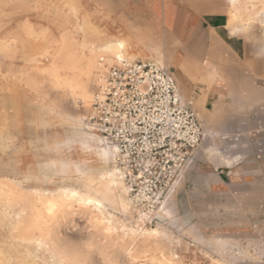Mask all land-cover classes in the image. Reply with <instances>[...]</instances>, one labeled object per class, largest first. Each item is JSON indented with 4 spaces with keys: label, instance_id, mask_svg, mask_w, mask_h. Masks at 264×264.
<instances>
[{
    "label": "rangeland",
    "instance_id": "rangeland-1",
    "mask_svg": "<svg viewBox=\"0 0 264 264\" xmlns=\"http://www.w3.org/2000/svg\"><path fill=\"white\" fill-rule=\"evenodd\" d=\"M135 2L21 0L17 15L9 14L11 6L6 10L10 16L3 18L0 39L18 36L22 44L19 55L0 57V109L4 113L3 121L0 118V182L19 188L30 201L36 199L33 190H84L85 178H96L95 171L110 167L80 164V172L63 167L62 162L72 158L79 162L80 137L93 133L83 125L75 128L63 115L62 110H71L69 104L53 107L47 88H33L30 75L36 74L39 83L44 81L41 72L50 63L43 54H53L63 35L71 33L69 43L80 56L81 45L96 40L93 32L103 43L122 39L116 20L130 18ZM185 2L189 5L186 16L193 21L188 25L190 37L183 46L169 41L163 56L154 53L145 60L177 75L184 100L203 126V141L153 207H137L127 192L122 200L129 201V210L119 206L109 212L118 225L163 233L158 239L161 251L150 248L149 257L160 258L162 252L178 264H264V5L254 1L251 23L233 29L229 0ZM85 20L91 29L79 30ZM127 52L128 61H137L128 46ZM34 57L38 62H30ZM177 65L211 69L215 78L191 81L177 71ZM4 81L6 94L1 90ZM97 88L93 86L92 93ZM82 107L79 104L81 118H88L90 113ZM93 144L101 147L96 140ZM16 210L0 203V264H56L45 249L17 240ZM86 227L79 215L62 223L57 234L62 249L81 260L89 258L91 264H102L100 255L89 252ZM107 251V257L115 256L123 264L124 256L116 254L115 248Z\"/></svg>",
    "mask_w": 264,
    "mask_h": 264
},
{
    "label": "bare ground",
    "instance_id": "bare-ground-1",
    "mask_svg": "<svg viewBox=\"0 0 264 264\" xmlns=\"http://www.w3.org/2000/svg\"><path fill=\"white\" fill-rule=\"evenodd\" d=\"M254 1L264 5V0H229L230 24L233 29L237 28V24L244 27L251 23L255 9ZM20 4L21 0H0V30L5 24L3 18L17 15ZM9 6L13 9L10 15L6 11ZM243 15L246 17H242ZM88 28L91 29L86 20L83 25H78L79 30ZM92 35L96 40L88 46L86 42L81 45L82 56L69 43L71 33L63 35L60 45L53 54L48 51L43 54L50 63L49 67L41 72L44 81L39 83L36 74H31L29 77L33 88H47L45 93L50 95L53 107L61 109L64 102L69 104L71 110H62L63 115L70 119L77 129L82 125L88 129L87 118L82 119L79 114V104L83 105L85 113H90L93 86L100 85L101 78L113 63L128 61L127 55L131 57L127 52V39L116 38L114 41L108 40L103 43L97 32H93ZM21 44L22 39L18 36L9 40L0 39V57L6 59L19 55ZM86 49H88L87 55H85ZM30 62L36 63L38 59L34 57ZM176 68L180 74L192 78L186 67L177 65ZM2 80L3 78L0 77V81ZM7 89L8 84L4 81L1 90L6 94ZM0 108L2 109L1 103ZM1 109L0 118L3 121L4 113ZM94 140L101 145L99 149L94 146ZM77 150L79 162L72 158L63 161V167L78 169L80 164L110 165L95 171L96 178H85L84 190L76 188H60L44 192L33 190L36 199L32 202L19 188H14L11 183L0 182V203L6 208L17 209L16 222L13 225V230L18 232L17 240L28 246L45 249L56 264H91L89 258L81 260L77 256L67 254L62 249L57 236L62 223L69 222L72 217L79 215L87 222L86 245L90 250L88 251L100 255L102 264H119L115 256H106L110 247L115 248L116 254L124 256L123 264H178L175 258L169 259L162 252L160 258L147 256L150 248L161 251L158 239L163 233L159 229H135L125 224L118 225V219L109 212L119 206L124 211L125 207L129 210L130 206L128 200L126 203L122 200L123 195L127 194V189L111 166L113 153L102 145L95 134H91L89 138L81 136ZM116 235L118 241L114 242L113 238Z\"/></svg>",
    "mask_w": 264,
    "mask_h": 264
},
{
    "label": "built area",
    "instance_id": "built-area-1",
    "mask_svg": "<svg viewBox=\"0 0 264 264\" xmlns=\"http://www.w3.org/2000/svg\"><path fill=\"white\" fill-rule=\"evenodd\" d=\"M88 129L113 153L132 203L151 208L203 141L172 70L151 60L111 66L93 94Z\"/></svg>",
    "mask_w": 264,
    "mask_h": 264
},
{
    "label": "crops",
    "instance_id": "crops-1",
    "mask_svg": "<svg viewBox=\"0 0 264 264\" xmlns=\"http://www.w3.org/2000/svg\"><path fill=\"white\" fill-rule=\"evenodd\" d=\"M135 4L130 18H118L116 22L120 26L122 39L128 40L129 52L138 58L136 60L146 61L154 53L161 57L169 41L183 46L182 43L190 37L188 25L193 21L186 16V6L189 5L185 0H136ZM150 47L156 50L151 52ZM186 68L188 74L192 75V78L188 77L191 81L215 78L211 69L198 70L192 65ZM179 87L181 90L180 84Z\"/></svg>",
    "mask_w": 264,
    "mask_h": 264
}]
</instances>
